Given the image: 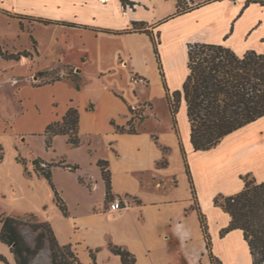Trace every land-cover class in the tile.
<instances>
[{
  "label": "crops",
  "instance_id": "1",
  "mask_svg": "<svg viewBox=\"0 0 264 264\" xmlns=\"http://www.w3.org/2000/svg\"><path fill=\"white\" fill-rule=\"evenodd\" d=\"M26 1V6L12 10L18 17L37 18L38 25L31 35L37 44L35 48L31 40L32 46L26 51L33 57L22 60L30 59L34 64L41 61L43 50L35 31L45 28L50 32V48L56 60L48 70L40 66L35 70L38 73L57 70L59 74L73 70L77 75L74 78L61 76L64 77L62 80L43 85L29 83L23 86L18 94L23 112L18 120H14L16 133L13 136L25 135L27 141L31 136L45 138L47 127L62 121L74 107L80 116V145L74 147L68 136L59 135L54 137L50 151L59 139H63L72 150H78L84 162H69L60 157L37 158L47 164L65 161L78 167L75 172L62 167L52 168L55 187L68 208L69 215L65 216L48 180L35 172L33 162L36 159L28 161L14 146L17 173L10 175L5 172L3 148L0 198L4 208L0 216L15 218L34 214L49 222L59 243L77 248L83 264H122L121 257L111 252L110 244L131 253L136 259L135 264H211L198 208L206 217L213 252L222 264L253 261L241 230L221 236L231 217L215 206L214 201L220 195L230 197L240 193L244 188L242 177L248 174L258 183L264 182V116L229 134L216 147L195 151L184 99L177 115V129H174L168 104L171 123L166 133L161 131V120L154 114L155 106L149 98V75L150 67H155L167 100L169 93L182 90L187 80L189 44L224 45L239 56L250 51L264 54V5L257 2L261 0H190L189 6L186 0H129L134 5L126 7L121 0ZM180 4L185 11L179 14ZM49 5L56 11L47 13ZM0 7L8 9L4 2ZM38 19L53 23L46 25ZM139 27L156 34L160 41L158 51L164 78L152 38L135 29ZM170 73L175 74V81H171ZM133 74L145 77L148 86L133 84ZM78 76L79 83L75 82ZM36 79H40L39 76ZM45 105L49 107L47 120L37 129L18 130L30 115L39 119ZM141 108L144 109V128L135 130L133 113ZM150 122L154 123L152 129H149ZM130 123L134 134L117 130V127L130 129ZM96 139L103 144V154L95 147ZM183 150L193 177L196 199L189 183ZM213 152H217L214 167L207 166L206 169L205 165L196 162L197 154L211 155ZM21 158L26 165L19 162ZM250 159L252 163L248 164ZM100 161L108 163L112 196L130 200L125 201L126 208L119 212H110L107 208V188L98 165ZM241 162H248L247 168L239 170L237 164ZM176 164L181 166L188 182L187 201L177 193ZM87 167L90 169L86 170ZM202 170H207V175ZM81 179L93 182L91 184L97 188L90 189L81 183ZM150 192L151 196L147 194ZM98 193L103 198L102 204L92 205L77 214L70 211L71 202L78 210L88 198ZM51 210L60 215L57 224L46 216ZM62 228L76 238H67ZM232 240L236 247H244L247 260L238 256ZM0 256L9 264H17L11 248L2 243ZM0 264L5 263L0 260Z\"/></svg>",
  "mask_w": 264,
  "mask_h": 264
},
{
  "label": "trees",
  "instance_id": "2",
  "mask_svg": "<svg viewBox=\"0 0 264 264\" xmlns=\"http://www.w3.org/2000/svg\"><path fill=\"white\" fill-rule=\"evenodd\" d=\"M121 1L125 7L134 5L129 0ZM257 2L264 5V0ZM184 11L185 9L180 4L178 13ZM37 21L46 25L53 23L43 19ZM66 25L73 26L69 23ZM135 29L151 36L160 65L159 69L164 78L165 75L158 51L160 41L149 30H143V27ZM31 40L36 48L37 43L32 36ZM32 57L33 54L26 50L16 53L0 50V58L6 61L19 62L23 58ZM188 68L189 75L183 89L168 95L167 100L175 130L177 129V115L180 104L183 99L185 100L191 127V143L195 151H207L216 147L229 134L264 116V54L250 51L243 56H239L224 45L189 44ZM49 75H51V72L38 73L39 77ZM63 78L57 77L52 82ZM164 85L167 89L165 82ZM77 88L79 89V85H77ZM79 119V111L72 107L62 121L50 124L44 133L47 148H52L54 137L59 135L68 136L69 143L74 147H78L80 145L78 136ZM129 126H131L130 129L117 127V130L134 134L135 130L132 123ZM2 151L3 148L0 147V152ZM183 156L192 194L196 199L194 181L184 150ZM0 158L3 159V156ZM19 162L26 165L25 160L22 158L19 159ZM33 165L35 172L48 180L54 190L57 205L63 214L68 216L67 205L55 187L52 168L62 167L75 172L78 167L68 165L64 161L47 164L41 159H36ZM98 165L102 170V176L106 183L107 201H109L113 196L108 163L100 161ZM242 179L244 188L240 193L230 197L220 195L215 198V206L222 208L231 217L229 226L221 231V236L224 237L234 230H241L253 258L252 264H264V182L258 183L249 174L243 176ZM81 183L84 184L85 182L81 179ZM197 210L210 263L222 264V261L213 252V242L206 217L200 209L197 208ZM30 215L32 218H37L34 214ZM22 224L23 222L18 218L6 215L0 216V243L11 248L17 264H31L32 260L45 248L47 243L49 244L51 264H83L71 244L63 246L59 243L49 222L37 221L33 225L32 230L37 233L34 246H31L24 239L20 231ZM109 248L113 254L121 257L122 264H135V257L128 251L113 244H110ZM91 257L95 261V255L92 251ZM0 260L5 264H9L3 256H0Z\"/></svg>",
  "mask_w": 264,
  "mask_h": 264
},
{
  "label": "rangeland",
  "instance_id": "3",
  "mask_svg": "<svg viewBox=\"0 0 264 264\" xmlns=\"http://www.w3.org/2000/svg\"><path fill=\"white\" fill-rule=\"evenodd\" d=\"M2 2H4L5 6L8 7V9H2L0 7V50L2 52L8 51L10 53L29 50L32 46L30 36L33 34L34 27L38 25L36 22L37 18L32 16H22V19L20 20L17 14H15V11L12 10V8H14L15 10H19L24 6V4L26 6V0H0V4ZM52 10L56 11V8L52 5H49L47 7L46 12L49 13V11ZM58 12L57 14H59ZM35 35L41 42L43 50V57L41 61H39L37 64H34L33 61L30 59L21 60L20 62L16 63L3 61L0 58V147L4 148L5 151V172L10 175H16L17 173V167L15 165L16 161L14 156L15 147L17 149L19 148L22 157H24L28 161L37 158L60 157L66 159L69 162H73V160L78 162H84L83 159L80 157L81 155L78 154V150H72L63 139H59L54 148L50 151V149L47 148L46 139L43 136H31L28 138V141L26 140L25 135L16 134L15 137L13 136V133H16L14 130V120H18L23 112L22 105L18 98V94L23 86L29 83H37V85H43L52 82L57 77L65 76V78H74V76L77 75V73L73 70H67L65 74H59L57 70H53L51 72V75L39 77L40 79H36V77L38 76V72L35 69L38 66L47 70L52 68L53 62L56 60V56L50 48V32L47 31L45 28H39L35 31ZM154 36L157 38L156 34H154ZM187 69L189 68L187 67ZM149 78L151 80L149 98L155 106L154 114H157V116L161 120V131L163 133H166L169 129L171 119L169 116L170 113L167 100L161 90V80L160 77H158V73L155 67H150ZM170 79L171 81H175V74L170 73ZM16 80L18 81L16 82ZM75 82L79 83V76ZM171 94L172 92L169 93V95ZM48 109L49 107L47 105L43 107V115L39 117V119L31 115L24 119L22 125L20 124V126H18V130H22V128L37 129V126H40L45 120L49 118ZM143 111L144 109L142 110L141 108L135 110L133 113V117L135 120L133 127L135 130H142L144 128L143 124L145 123V116ZM153 126L154 123L150 122L149 129H152ZM95 147L99 151V154H103L105 152L100 139H96ZM216 153L217 152H213V154L211 155L197 154V156H195V160L196 162L201 163V165H205L206 169L207 166L212 168L215 165L213 162L215 160ZM3 154V151L0 152V157L3 156ZM247 163L241 162L237 164L238 169L242 170L244 168H247ZM251 163L252 159L249 160L248 164ZM89 169L90 168L88 167L86 168V170ZM197 171H199V169ZM203 172L204 170H202V173ZM204 173H206L207 175V170ZM175 175H177V179L175 178V185H177L179 181L177 193L182 197L183 201H187L189 198L188 182H186L185 172L182 170L179 164L175 165ZM83 181L90 187V189L94 190L97 188L95 184H91L93 182H90L89 180ZM211 181H213L214 183V179H212ZM147 194L152 195L151 192ZM115 199L116 197H113L112 199H109V201H107V208L109 211L110 205ZM121 200L124 201L123 198H121ZM126 200L130 202V200L125 199V201ZM102 202L103 198L98 193L95 194L93 197L88 198V201L84 202L85 204L81 209L77 210L74 207L75 203L71 202L70 211L75 214L85 212L92 205H99L102 204ZM3 208L4 204L0 198V211L3 210ZM46 216L49 217L56 224L60 220V215L56 210H51L47 213ZM15 218H18L23 222V224L20 226V231L24 239L31 246H34L37 233L33 232L32 227L37 223V221L43 220H41L38 216L37 218H32L30 214L18 216ZM62 230L64 231V234L67 238H76V236H74L72 233H69L68 230L65 231L64 228H62ZM231 243L235 247L238 256H242L243 259L246 258L247 260V257L245 256L244 247H236L234 240H232ZM76 249L77 248L73 247V250L78 254ZM82 253L84 255L83 251ZM31 264H51L48 243L46 244L45 248L41 250L39 254L32 260ZM242 264H252V261H242Z\"/></svg>",
  "mask_w": 264,
  "mask_h": 264
},
{
  "label": "built area",
  "instance_id": "4",
  "mask_svg": "<svg viewBox=\"0 0 264 264\" xmlns=\"http://www.w3.org/2000/svg\"><path fill=\"white\" fill-rule=\"evenodd\" d=\"M187 2V6H189L190 0H186ZM131 82L135 85H141L143 87H147L149 84V81L140 75L137 74H133L131 76ZM127 206V203L125 201H122L121 199L116 198L112 204L110 205V211L111 212H119L121 210H123L125 207Z\"/></svg>",
  "mask_w": 264,
  "mask_h": 264
}]
</instances>
